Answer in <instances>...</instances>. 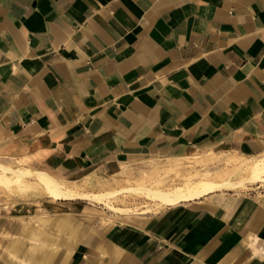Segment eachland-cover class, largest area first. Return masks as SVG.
I'll use <instances>...</instances> for the list:
<instances>
[{"label": "crops", "instance_id": "1", "mask_svg": "<svg viewBox=\"0 0 264 264\" xmlns=\"http://www.w3.org/2000/svg\"><path fill=\"white\" fill-rule=\"evenodd\" d=\"M0 158L65 190L263 162L264 0H0ZM51 204L45 224L0 210V264H264V182L144 213Z\"/></svg>", "mask_w": 264, "mask_h": 264}, {"label": "rangeland", "instance_id": "2", "mask_svg": "<svg viewBox=\"0 0 264 264\" xmlns=\"http://www.w3.org/2000/svg\"><path fill=\"white\" fill-rule=\"evenodd\" d=\"M22 164H9L0 158V210L28 209L33 215L28 219L32 221L36 219L37 224H45L46 220L49 219L53 208L51 202L54 200H85L86 206L97 210L106 207L112 212L144 213L151 210V204L163 203L157 198L154 200L153 196L151 197L152 192L158 195L175 194L187 190L191 185L201 180L237 185L232 190L246 189L256 184L250 182L253 176L252 169L264 171V161L251 163L220 162L210 167L207 163L192 161L184 164H165L164 167L155 166L148 170H123L120 175L112 179L69 184V189L78 191V193L100 196L99 199L97 197V199L91 200L52 197L43 181L34 172L44 176L35 170L24 168ZM16 171H24L27 174L19 179L11 180ZM46 179L50 180V178ZM50 181L57 183L63 189L68 188L55 179ZM131 189L138 192H129L128 190ZM230 189L222 188L220 190ZM142 191L146 193L150 191L151 194L149 196ZM35 215L39 217H35Z\"/></svg>", "mask_w": 264, "mask_h": 264}, {"label": "bare ground", "instance_id": "3", "mask_svg": "<svg viewBox=\"0 0 264 264\" xmlns=\"http://www.w3.org/2000/svg\"><path fill=\"white\" fill-rule=\"evenodd\" d=\"M27 173L24 171H16L13 173V176L11 177V180H16L21 177H24ZM38 178H40L43 181L44 186L46 187L48 193L54 197V198H62V199H69V198H75V197H84L87 199L95 200L97 199V195H88V194H80L78 191H73V190H65L61 188L57 183L50 181L44 177H42L40 174L35 173ZM252 174L253 176L250 179L251 183H257V182H262L264 181V171H258L256 169H252ZM9 180V179H8ZM1 181V180H0ZM237 185L235 184H227L224 182H215V181H199L193 185H191L187 190H183L181 192H177L175 194H170V195H158L156 193L152 192L151 197L153 196L154 200L155 198L159 199L161 202L164 203V205H176L179 202L187 199H192V198H197L201 197L207 193H210L215 190H220L222 188H231L233 189ZM182 190V189H180ZM129 192H138L135 189L128 190ZM144 194H147L150 196V191L149 193H146L145 191H142ZM176 192V191H175ZM147 197V196H146ZM150 199V197H148ZM158 201V200H157ZM162 203V204H163ZM161 204V203H160Z\"/></svg>", "mask_w": 264, "mask_h": 264}]
</instances>
